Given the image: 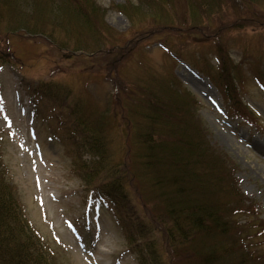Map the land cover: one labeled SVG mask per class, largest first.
<instances>
[{"label": "trees", "instance_id": "1", "mask_svg": "<svg viewBox=\"0 0 264 264\" xmlns=\"http://www.w3.org/2000/svg\"><path fill=\"white\" fill-rule=\"evenodd\" d=\"M126 1L128 5L110 8L124 14L131 25L151 22L158 29L141 42L163 34L161 44L171 59L191 63L216 88L228 116L254 125L256 115L242 100L243 81L248 71L264 92V49L260 56L243 53L241 61L235 62L230 53L234 42L229 39L248 28L230 23L202 25L196 17L199 11L205 12L202 18L215 15L212 12L220 0H197V12L191 7L190 21L188 15L180 19L173 0H134V5ZM167 7L177 23L167 18ZM104 18L105 10L92 0H0V28L6 30L5 36L40 35L71 57L112 54L110 69L102 65L81 74L88 78L80 90L51 80L26 85L34 106L47 97L65 115L64 132L75 155L72 173L96 201H104L114 213L138 264L179 260L264 264V253L256 250L258 239L264 236V221L237 223L253 211L244 206L246 199L236 186L237 168L227 153L211 145L199 115V101L172 72L158 75L145 68L136 77H127L132 88L125 93L128 97L122 107L116 105L121 92L116 83L112 93L103 95L102 103L86 89L97 75L111 84L110 76L116 79L113 66L129 62L131 58L122 60L133 56L139 42L135 37L129 48L121 47L120 33ZM260 28L264 30V17ZM176 42L197 45L198 59L192 52L186 59ZM209 43L212 46H202ZM243 52H247L245 47ZM204 53H212L215 62H209ZM93 56L90 59L99 60ZM3 61L0 45V64ZM0 264H58L25 218L14 187L1 169Z\"/></svg>", "mask_w": 264, "mask_h": 264}, {"label": "rangeland", "instance_id": "2", "mask_svg": "<svg viewBox=\"0 0 264 264\" xmlns=\"http://www.w3.org/2000/svg\"><path fill=\"white\" fill-rule=\"evenodd\" d=\"M92 2L105 10L104 20L115 33H120L121 43L124 42L121 47L129 48L135 37L139 42L133 49V56H125L122 60L131 58L129 62L113 66L116 79L111 75V84L103 76L91 77L86 87L89 93L102 103L103 95L112 93L117 85L122 93L117 94L116 105L122 107L128 97L125 93L132 88L127 77H136L145 68L158 75L172 72L199 101V115L209 131L211 145L227 153L237 168L236 186L246 199L244 206L253 209L237 223L244 226L248 221H264V92L248 76V71L243 81L242 99L256 114L253 126L237 124L227 116L220 95L191 63L171 59L161 44L163 34L141 42L145 36L155 35L158 29L151 22L131 25L124 14L111 9L128 5L126 0ZM130 3L134 5L136 1L129 0ZM173 3L180 19L188 15V21L191 7L197 12L199 4L197 0H173ZM167 12V18L177 23L178 19L168 7ZM201 12H197L196 17L201 18L202 25L230 23L248 28L241 35L231 34L229 39L230 43L234 42L230 53L235 62L241 61L243 53L260 56L259 51L264 49V30L260 28L264 17L263 2L220 0L212 12L215 15L209 19L202 18L205 12ZM58 29L59 33L63 32V28ZM5 31L0 28V45L5 53V61L0 64V169L14 187L25 218L58 264H138L114 213L104 201L93 203L89 189L71 171L75 155L64 138L65 115L47 97L32 107L25 88L27 83L36 85L51 80L80 90L82 81L88 78L81 74L86 70L96 71L102 65L110 69L108 60L111 61L112 54L93 56L99 60L90 59V56L71 57V53L58 49L40 35L28 37L26 32H20L5 36ZM176 45L184 51L186 59L191 52L198 59L197 45H182L181 42ZM202 46L208 48L212 44ZM244 47L247 52H243ZM204 56L209 62H215L212 53H204ZM22 115L25 116L23 120ZM258 240L261 243L256 250L263 254L264 236ZM175 264H187V260Z\"/></svg>", "mask_w": 264, "mask_h": 264}]
</instances>
